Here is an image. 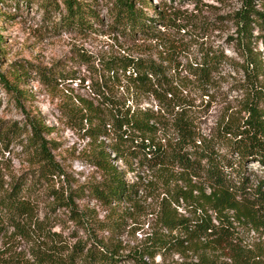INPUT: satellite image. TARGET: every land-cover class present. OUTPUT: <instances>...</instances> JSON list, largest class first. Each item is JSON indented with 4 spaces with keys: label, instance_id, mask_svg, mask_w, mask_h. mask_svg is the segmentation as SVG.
Masks as SVG:
<instances>
[{
    "label": "trees",
    "instance_id": "obj_1",
    "mask_svg": "<svg viewBox=\"0 0 264 264\" xmlns=\"http://www.w3.org/2000/svg\"><path fill=\"white\" fill-rule=\"evenodd\" d=\"M133 1L150 6L149 0H121L118 21L122 29L156 37L155 27L148 24L151 18L135 9ZM257 1L264 2L241 0L243 7L237 13L238 35L247 43L253 38L252 22L264 29V14L253 8ZM67 8L72 13L74 3L70 1ZM221 60L220 54L205 52L189 63L188 71L206 84ZM246 60L242 66L245 98L240 108L244 116L228 120L213 137L198 132V109L175 90L162 66L146 57L108 58L102 62L103 74L92 85L91 98H77L78 109L71 113V120L86 125L83 131L91 140L104 139L90 158L102 172V180L88 186L90 196L109 209L122 203L134 205L143 177L128 182L118 161L129 171L153 173L167 193L172 190L169 200H161L162 228L127 254L121 253V243L114 238L121 233L122 221L95 220L80 210L70 192L65 195L52 187L50 193L59 209L68 211L69 219L85 230L87 240L70 245L61 232L52 230L54 217L38 218V201L33 199L38 187L64 173L48 150L50 142L42 136L46 127L39 120L28 124L25 140H19L23 128L8 126L0 133V146L8 149L16 140L26 141L31 148L29 162L38 169L34 183L29 178L7 183L0 176V264H154L157 255L174 253L194 257L181 264H264L263 247L246 246L239 232H232L231 217L257 231L264 228L263 68L253 51ZM123 84L125 90L120 91ZM140 95L152 96L157 107L139 103ZM215 147L227 148L232 156L219 155ZM233 155L238 162L232 160ZM254 162L263 167L256 179L244 167ZM180 199L188 203L189 214L180 215L171 206L180 205ZM101 231H109L112 238L101 237ZM22 241L27 248H19ZM225 250L229 253L221 261L217 253Z\"/></svg>",
    "mask_w": 264,
    "mask_h": 264
},
{
    "label": "rangeland",
    "instance_id": "obj_2",
    "mask_svg": "<svg viewBox=\"0 0 264 264\" xmlns=\"http://www.w3.org/2000/svg\"><path fill=\"white\" fill-rule=\"evenodd\" d=\"M70 1L74 3L72 13L67 8ZM133 2L135 9L144 10L151 18L148 24L155 27L156 37L122 29L118 21L121 0H0V133L17 124L24 129L19 140H25L28 124L39 120L46 127L42 136L50 142L48 150L64 173L38 187L33 197L39 205L38 218L46 221L54 217L52 230L61 232L70 245L87 240L85 230L69 219L68 211L59 209L50 193L53 188L65 195L70 192L80 210L94 215L95 220L122 221L121 233L114 236L121 243L122 254L162 228L161 200H169L172 190L167 193L153 173L129 171L123 161H118L128 182L143 177L134 205L122 203L109 209L89 195L88 186L102 180L101 170L90 158L104 139L91 140L83 131L86 125L70 117L78 109L77 98H91L92 85L103 74L102 62L111 57L142 56L161 65L175 90L198 109L197 130L207 137L215 136L228 120L244 116L240 114L245 98L242 66L250 51L262 62L260 77L264 82V29L252 22L251 42L239 37L241 0H149L150 6ZM253 8L264 14V2H255ZM205 52L220 54L222 60L210 81L202 84L188 70L189 63ZM137 101L154 108L158 104L149 95H140ZM19 140L8 149L0 146V176L7 183L18 178L34 183L38 166L29 162L31 148L26 141ZM215 150L221 156H232L225 147ZM232 160L239 159L233 155ZM244 167L253 179L262 175L263 167L257 162ZM179 202L171 206L180 215L189 214L188 203ZM231 220L232 232H239L246 246L263 247L264 253V228L257 231L245 221ZM101 232V237L112 238L109 231ZM19 248H27L26 242L22 241ZM227 253L217 254L224 261ZM192 259L190 253L187 257L157 255L154 264H181Z\"/></svg>",
    "mask_w": 264,
    "mask_h": 264
}]
</instances>
